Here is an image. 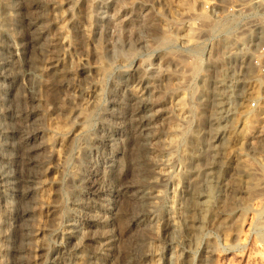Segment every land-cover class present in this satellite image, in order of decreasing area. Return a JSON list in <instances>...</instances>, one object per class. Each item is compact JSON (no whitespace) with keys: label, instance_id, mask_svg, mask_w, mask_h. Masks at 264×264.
<instances>
[{"label":"rangeland","instance_id":"374dc122","mask_svg":"<svg viewBox=\"0 0 264 264\" xmlns=\"http://www.w3.org/2000/svg\"><path fill=\"white\" fill-rule=\"evenodd\" d=\"M53 2L60 83L48 63L61 49ZM202 3L0 0V264H264V121L247 107L257 91L222 83L241 81L246 61L194 52ZM140 185L161 196L150 206ZM71 217L79 233L68 236Z\"/></svg>","mask_w":264,"mask_h":264},{"label":"built area","instance_id":"2783aa9c","mask_svg":"<svg viewBox=\"0 0 264 264\" xmlns=\"http://www.w3.org/2000/svg\"><path fill=\"white\" fill-rule=\"evenodd\" d=\"M202 5L204 17L208 18L209 23L203 29V37L194 43V52L236 55L241 64L247 62L244 71L235 73L241 81L230 78L222 83L230 85L232 83L230 81H235V84L241 83L243 86L256 87L255 92H257L247 99V107L251 116L262 112L263 116L260 118L263 122L264 0H203ZM228 73L227 71L226 75ZM198 80L199 78H196V83ZM251 190L254 192V189ZM247 193L249 192L246 189H234L233 192L227 194L242 197L247 196Z\"/></svg>","mask_w":264,"mask_h":264},{"label":"bare ground","instance_id":"6f19581e","mask_svg":"<svg viewBox=\"0 0 264 264\" xmlns=\"http://www.w3.org/2000/svg\"><path fill=\"white\" fill-rule=\"evenodd\" d=\"M57 5H56V2H53L52 4H51V12H52V18L54 19V22H56L57 23V28L58 29H56V30H58L59 31V34H58V40H57V42L60 44H58L57 45V48L59 49L60 47H61V49H59L60 51H58L53 57H51V58H49V62L48 63H50V65H51V67L53 68V73H55L56 74V76H57V78H59L58 79V81H59V83L61 82V80H62V77L64 76V71H63V69L62 68H60L61 66H62V63H63V58H64V56H65V51L63 52L62 50H63V46L65 45V34H64V31H63V28H62V26H60L59 25V23L57 22ZM40 31L38 30L37 31V38L39 37V35H40ZM183 34V33H182ZM36 37V36H35ZM185 40H187V39H189V33L188 32H185L184 34H183V36H182ZM39 39V38H38ZM59 46V47H58ZM37 66H38V64H37ZM38 68V67H37ZM222 80L223 79H221L220 80V82H222ZM230 82H232V83H235V81H230ZM223 89V91L225 90L224 88H222ZM131 91H132V95H133V97L135 98V101H137V105H136V107H135V114L138 116V119H139V125H140V131H141V134L143 135L142 137H143V140H145L147 137H145V135H146V133H147V131H148V128H149V120H148V115H147V111H148V108H147V104H146V101L144 100V95H143V90L140 88V87H138V86H131ZM220 91V90H219ZM223 91H221V92H223ZM221 92H219V93H221ZM225 92V91H224ZM232 90H230L229 91V93H226L227 95H228V97H232ZM224 95V94H223ZM220 96V95H219ZM225 97V96H224ZM227 97V98H228ZM223 98V97H222ZM226 98V97H225ZM219 101H220V99H219ZM183 103V102H182ZM222 103V102H221ZM179 104V103H178ZM220 104V103H219ZM222 107V106H221ZM220 107V108H221ZM224 107V106H223ZM228 109V108H227ZM218 110H219V108H218ZM230 110V109H229ZM263 113L262 112H257V113H255V115L253 116V117H255V118H258L257 120L259 121V117L260 116H263L262 115ZM262 121V120H261ZM135 125V124H134ZM246 129V128H245ZM251 129V128H250ZM253 129V128H252ZM216 131V130H215ZM243 131V130H242ZM252 133V132H251ZM250 133V134H251ZM246 134H247V132H246ZM246 137H247V135H246ZM26 141H27V139H26ZM145 142V141H144ZM64 144V142L61 140V141H59L58 142V145L59 146H62ZM3 155V154H2ZM117 162V161H116ZM227 164V163H226ZM243 168H245V167H243ZM158 169V168H157ZM246 170V169H245ZM256 170V169H255ZM255 170H253V171H255ZM248 171V170H247ZM250 171V170H249ZM248 173V172H247ZM250 173V172H249ZM109 174V173H108ZM157 174H158V176H159V179L158 180H160V178H161V180H160V182L162 181L163 183L165 182V183H171L172 182V180H171V177L169 176V171L167 170V167H162L161 166V168H159L158 170H157ZM208 174V173H207ZM256 174H257V172H256ZM249 176V175H248ZM7 179V178H6ZM108 179V178H107ZM111 179V178H110ZM112 180V179H111ZM225 180V179H224ZM113 181V180H112ZM114 182V181H113ZM174 182V181H173ZM224 182V181H223ZM228 183V182H227ZM146 185V184H145ZM260 185V184H259ZM262 185H263V183H262ZM261 185V186H262ZM108 186H109V184H108ZM107 186V187H108ZM219 186V185H218ZM221 186V185H220ZM223 186V185H222ZM264 186V185H263ZM137 187V186H136ZM209 188L207 189V193H206V195L208 196V197H210V198H206L205 200H204V205H205V208L207 209L209 206H211V202L213 201V199H212V197H214V196H216L217 194H215L214 192H213V188H211V186H208ZM150 189V188H149ZM149 189H146V187L144 186H141L140 185V187H139V192H140V197L143 199V198H148L149 200H148V204L151 206L154 202H155V200L157 199V198H159L160 196H161V192H162V190L161 189H155V190H153V191H150ZM223 189H225V188H223ZM47 191H48V189L47 188H43L42 189V191H41V195H42V197H45L46 195H47ZM109 191H113L114 192V184H110V189H109ZM108 191V192H109ZM226 191H228V190H226ZM130 192H131V190H130ZM138 192V193H139ZM219 192V191H218ZM221 192V191H220ZM110 193H112V192H110ZM220 194V193H219ZM222 194V193H221ZM193 196V195H192ZM221 196V195H220ZM227 196V195H226ZM191 197V196H190ZM222 197V196H221ZM224 199H225V197H223ZM140 199V198H139ZM171 199V198H170ZM222 199V198H221ZM172 200V199H171ZM176 200V199H175ZM218 200V199H217ZM220 200V199H219ZM147 201V200H146ZM192 201V200H191ZM194 201V200H193ZM223 201H225V200H223ZM227 201V200H226ZM77 202V201H76ZM74 203V205L76 206H74L77 210L79 209L78 208V204L77 203ZM175 202V201H174ZM173 203V202H172ZM172 203H171V201L169 200V203L167 204L166 203V205H167V211H166V213H167V219H166V226L168 227V228H170L171 226H172V222H174L175 221V219H173V217H172V215H173V213L171 212V211H173L174 209L172 208L173 206H172ZM218 203V202H217ZM216 203V204H217ZM222 203V202H221ZM221 203H219V204H221ZM225 204V203H224ZM109 205V204H108ZM174 205V204H173ZM110 206H112V205H110ZM176 207V206H175ZM174 207V208H175ZM217 207H218V205H217ZM82 208V207H81ZM210 208V207H209ZM208 208V209H209ZM178 209V208H177ZM211 209V208H210ZM84 210V209H83ZM109 210H110V208H109ZM80 211V210H79ZM178 211H179V209H178ZM177 211V212H178ZM82 212V211H81ZM111 212V211H110ZM174 212V211H173ZM175 215V214H174ZM173 215V216H174ZM145 217V216H147V213L146 212H144V213H140L139 215H138V218L139 219H141L142 217ZM68 223V226H69V229H68V236H70L71 234H78L79 232H78V226H80V225H76L75 223V217H71V218H69V219H67L66 220ZM111 221V220H110ZM143 221V220H142ZM176 222H177V220H176ZM177 224H178V222H177ZM175 226V224L172 226V227H174ZM171 230V229H170ZM173 230V229H172ZM82 231V230H81ZM80 231V232H81ZM110 231V230H109ZM66 232V233H67ZM170 233V232H169ZM67 236V237H68ZM101 240H103V245H105L106 247H110V248H112L113 247V244H114V238H113V235L111 234V233H104V234H102V236H101ZM106 249H109V248H106ZM105 249V250H106ZM94 264H101V263H98V262H96V263H94ZM176 264V263H175Z\"/></svg>","mask_w":264,"mask_h":264}]
</instances>
